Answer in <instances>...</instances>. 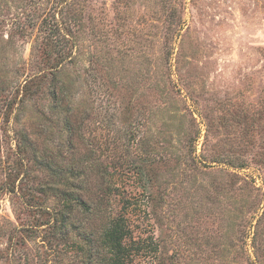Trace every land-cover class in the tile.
<instances>
[{"label":"rangeland","instance_id":"374dc122","mask_svg":"<svg viewBox=\"0 0 264 264\" xmlns=\"http://www.w3.org/2000/svg\"><path fill=\"white\" fill-rule=\"evenodd\" d=\"M55 22L77 45L63 70L84 139L61 114L54 141H31L56 119L45 84L23 109L0 98V264H94L99 221L53 222L64 178L38 163L45 146L83 188L109 186L124 264H264V0H0L6 82L50 65Z\"/></svg>","mask_w":264,"mask_h":264},{"label":"trees","instance_id":"16d2710c","mask_svg":"<svg viewBox=\"0 0 264 264\" xmlns=\"http://www.w3.org/2000/svg\"><path fill=\"white\" fill-rule=\"evenodd\" d=\"M43 31V52L50 65L42 71L18 81L17 84H12L14 83L13 80L6 82V73L2 74L0 69V98L10 95L9 100L6 101V107L16 110L23 109L27 96L29 97L35 92L32 85L35 84L37 88L40 84H45L49 109L53 115H56V119H51V117L50 119L44 118L45 120L40 119L35 129V138H32L31 141H54V125L59 122L61 114H64L65 118L62 125L58 124L59 129L65 127L67 130L75 132L76 139L83 140L84 135L80 131L81 117L74 114L76 117L74 121L69 119L68 111L73 113L77 111V108L73 109L71 102L73 81L63 70L65 63L76 61L77 45L73 41L70 28L60 22H55L53 25L51 23L48 27L45 26ZM101 85V83L98 84V86ZM69 141H74V139L70 138ZM43 149V154L38 163L49 169L54 176L64 178L63 187L54 189L56 194L60 195L63 205L61 209L52 212L53 222H58V226L66 230L70 226H75L74 222L70 220L74 208H79L92 215L93 219L99 221V229L86 231L84 234L95 232L98 234V240L95 251L86 250L85 255L94 264H124L129 255L128 246L125 243L129 229L122 216L108 217L107 220L105 218L102 206L105 202V194L110 190L109 186H102L103 183L97 181L95 190L91 191L92 187L90 189L83 188L81 186L82 173H79L75 166L71 168L65 166L63 162L58 161L57 154L52 155L50 153L49 147L45 146ZM214 161L235 165L233 159L223 156H220L218 160L214 159ZM239 166L242 165L239 164Z\"/></svg>","mask_w":264,"mask_h":264}]
</instances>
